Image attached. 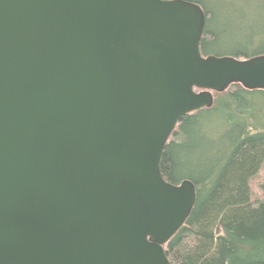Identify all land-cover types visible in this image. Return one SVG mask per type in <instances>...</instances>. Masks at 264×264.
<instances>
[{
	"label": "water",
	"instance_id": "obj_1",
	"mask_svg": "<svg viewBox=\"0 0 264 264\" xmlns=\"http://www.w3.org/2000/svg\"><path fill=\"white\" fill-rule=\"evenodd\" d=\"M186 0H0V264H170L196 203L167 182L179 119L264 55L203 56Z\"/></svg>",
	"mask_w": 264,
	"mask_h": 264
},
{
	"label": "trees",
	"instance_id": "obj_2",
	"mask_svg": "<svg viewBox=\"0 0 264 264\" xmlns=\"http://www.w3.org/2000/svg\"><path fill=\"white\" fill-rule=\"evenodd\" d=\"M205 13L203 56L264 55V0H186ZM264 90L230 85L181 117L160 161L163 178L189 180L196 203L165 244L170 264H264Z\"/></svg>",
	"mask_w": 264,
	"mask_h": 264
},
{
	"label": "rangeland",
	"instance_id": "obj_3",
	"mask_svg": "<svg viewBox=\"0 0 264 264\" xmlns=\"http://www.w3.org/2000/svg\"><path fill=\"white\" fill-rule=\"evenodd\" d=\"M261 183L264 184V164L262 165L261 170L259 171L256 178L252 182L254 191H256V189Z\"/></svg>",
	"mask_w": 264,
	"mask_h": 264
}]
</instances>
